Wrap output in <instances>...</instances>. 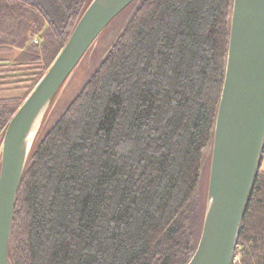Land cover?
I'll return each instance as SVG.
<instances>
[{
	"label": "trees",
	"instance_id": "1",
	"mask_svg": "<svg viewBox=\"0 0 264 264\" xmlns=\"http://www.w3.org/2000/svg\"><path fill=\"white\" fill-rule=\"evenodd\" d=\"M0 0V143L92 0ZM233 0H135L33 142L9 264H187L201 234ZM208 152L205 155V152ZM231 264H264L260 164ZM203 176L206 188L203 190Z\"/></svg>",
	"mask_w": 264,
	"mask_h": 264
},
{
	"label": "water",
	"instance_id": "2",
	"mask_svg": "<svg viewBox=\"0 0 264 264\" xmlns=\"http://www.w3.org/2000/svg\"><path fill=\"white\" fill-rule=\"evenodd\" d=\"M134 1L92 0L47 71L8 122L0 145V264H9L14 203L32 147L24 155L22 143L33 120L47 110L103 30ZM263 142L264 0H233L206 209L199 241L187 264H231Z\"/></svg>",
	"mask_w": 264,
	"mask_h": 264
},
{
	"label": "rangeland",
	"instance_id": "3",
	"mask_svg": "<svg viewBox=\"0 0 264 264\" xmlns=\"http://www.w3.org/2000/svg\"><path fill=\"white\" fill-rule=\"evenodd\" d=\"M37 1L42 6H44V8L48 7L49 3H47L46 0ZM128 15L129 12L125 10L120 13L113 21H111V23L103 30L100 36L94 41L92 46L87 50L85 55L73 70L68 82L59 90L47 108L36 133L34 142L39 140L44 135V133H46L54 125L58 117L65 110L66 106L77 96L88 78L96 71L101 59L106 54L108 47L126 24ZM24 93L25 92L22 90L4 94L0 93V97L6 98L10 96H22ZM207 153L208 152L206 151L205 155ZM202 180V188L205 190L206 177L203 176Z\"/></svg>",
	"mask_w": 264,
	"mask_h": 264
},
{
	"label": "bare ground",
	"instance_id": "4",
	"mask_svg": "<svg viewBox=\"0 0 264 264\" xmlns=\"http://www.w3.org/2000/svg\"><path fill=\"white\" fill-rule=\"evenodd\" d=\"M46 110V109H45ZM45 110H43L34 120L33 123L27 133V135L25 136V139L22 143L23 145V154L26 155L29 148L31 147V145L34 142V139L36 137V133L39 129V126L41 124L42 118L44 116Z\"/></svg>",
	"mask_w": 264,
	"mask_h": 264
},
{
	"label": "crops",
	"instance_id": "5",
	"mask_svg": "<svg viewBox=\"0 0 264 264\" xmlns=\"http://www.w3.org/2000/svg\"><path fill=\"white\" fill-rule=\"evenodd\" d=\"M260 170L264 172V153H263L262 161L260 164Z\"/></svg>",
	"mask_w": 264,
	"mask_h": 264
}]
</instances>
